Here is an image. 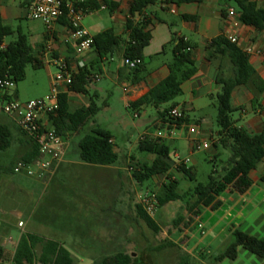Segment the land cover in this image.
<instances>
[{"label":"crops","instance_id":"crops-1","mask_svg":"<svg viewBox=\"0 0 264 264\" xmlns=\"http://www.w3.org/2000/svg\"><path fill=\"white\" fill-rule=\"evenodd\" d=\"M77 1L83 4L93 2V0ZM106 1L109 4H116V8L110 10L103 0H95V8L84 15L81 20V28L91 38L106 30H112L116 36H125L124 25L128 18L130 3L133 0ZM249 1L254 3L257 8L264 9V0ZM165 2L155 0L143 12L149 21L147 29L150 31L151 38L141 55L140 64L145 73L140 81L134 83L131 81L128 70L124 69L121 52L113 53L114 55L98 60L96 53L90 49L81 57H77L74 52L75 41L64 20L58 21L53 26L52 31L47 33L40 21L30 20L26 17L29 0H0L2 25L10 28V36L14 38L13 42L16 41L18 35L26 38L27 44L32 49L33 57L39 62V68L35 70H45L49 89L51 77L61 66L71 71L76 68L77 62L81 60L84 63V68L89 71L91 81L85 86V93L69 91L63 85L58 87L59 94L66 97L67 112L72 114L81 109H86L92 103L97 108L93 118L80 127L77 132L64 133L62 137L66 146L62 161L54 173L44 179L11 173V168L17 161L30 158L35 153V146L23 133L20 132L19 136L13 135L0 120V126L5 127L10 133V146L4 151H0V247L9 256L13 254L20 237L25 234L59 243L69 251L71 258L72 249L101 250L107 246L110 248L111 244L115 243V231L112 235L111 231H108L107 235L106 231L100 228L101 226L97 232L93 233L57 230L46 221L47 211H41L38 216L35 213L26 216L22 211H8L12 202H15L19 208L26 209L29 201L37 196L39 199L37 205L41 204L43 207L47 203L46 199L50 195H52V199H55L54 195L60 193L64 182L71 178H81L89 182L94 179L107 178L116 183L121 175V168L113 167L114 163L99 166L86 164L80 160L78 143L81 138L77 143V149L69 153L72 136L78 135L86 124L94 121L99 112L97 101L100 95L99 90L94 88L95 81L107 78L116 86V90L120 92L119 104L126 111L132 112L134 119H140L141 114H145L148 109L155 113L154 116L149 117L150 125H148L154 128V134H148V130H145L140 134L139 141L143 139L153 140L161 133L162 138L157 141L169 149V154L171 148L174 154L178 155L180 152L192 154L191 141L209 142V148L213 149L214 157L216 154L218 155V147L214 146L218 131L215 122V96L219 93V86L216 84V78L220 74L229 76L231 65L225 56L217 55L208 59L210 53L208 55L206 47L211 40L217 37L234 36L237 39L235 46L238 49L242 52L246 49L252 50L247 58L253 69V74L245 85L237 86L231 93L230 102L235 110L232 119L236 127L251 135L264 132V29L256 30L251 26L242 24L238 19L237 6L235 2L230 0H202L199 4L184 3L179 5L166 4ZM232 3L234 4L232 5ZM229 9L234 11L233 17L228 16ZM180 38L191 46L189 53L196 72L190 79L181 83V93L172 102L179 107L183 114V122L177 125L167 119L163 120L161 116L164 108L169 107L171 103L158 107L143 104L137 108H131L130 105L140 100L168 76V65L172 60V48L176 40ZM3 40L5 42V38ZM257 50L261 51V55L255 54ZM168 58L170 59L168 60ZM114 63L115 69L111 65ZM0 100L2 99L0 98ZM212 105L213 109L215 108V113L210 110ZM104 107L106 110L109 109V106L105 105ZM8 118L12 120L10 117ZM191 126L196 127V133L189 134L188 129ZM111 143L116 153L113 138H111ZM189 168L193 171L192 167ZM170 174L178 182L180 194L192 188V183L176 168L173 167L168 175ZM262 175H264V157L256 168L249 173L252 184L246 192L238 194L227 189L218 197L220 206L216 210L203 208L198 216L189 214L192 219L193 230L194 228L197 229L200 235V239L195 241L191 248L182 249L189 258L199 260L196 253L201 251L205 262L209 264H230L231 262L233 264H264V259L247 252L241 246L236 249L234 259L221 257L229 246L234 231L254 238H264V182H260ZM151 181H157V179L154 178ZM48 189L51 191L50 194L47 192ZM18 195L21 198L17 199ZM95 196V193L79 190L74 194L72 200L76 209L93 212L100 222V215L103 212L102 202L99 195ZM23 197L25 200L27 199L26 205L23 204ZM204 211L220 212L219 221L229 228L230 240L217 254L208 250L210 244H208V248L198 250L203 238L211 233V229H207L205 223L202 222ZM10 216L17 220L16 225L11 222ZM19 223L22 225L19 226ZM113 226L115 227V222ZM201 231L204 232L203 235L200 234ZM183 236H185L186 245L190 244V239L195 238L192 232H188V228H186L179 236L174 232L169 242L175 247Z\"/></svg>","mask_w":264,"mask_h":264},{"label":"trees","instance_id":"trees-1","mask_svg":"<svg viewBox=\"0 0 264 264\" xmlns=\"http://www.w3.org/2000/svg\"><path fill=\"white\" fill-rule=\"evenodd\" d=\"M166 4H199L202 0H163ZM235 2L238 9L239 21L256 30L264 29V9H259L249 0H230ZM95 0L91 4L78 2L86 13L93 10ZM110 10L116 8V4H109L103 0ZM155 0H133L130 3L128 18L125 21V36H116L112 30H106L92 38L91 49L96 53L97 59L101 60L111 56L113 53L121 52L123 60H140L142 50L150 41V31L147 29L149 21L143 15L144 10L152 5ZM11 35L9 27L3 26L0 21V39ZM191 46L183 39H177L172 48V60L168 65L169 74L158 85L152 88L140 100L132 103L131 108L148 104L158 107L163 104L171 103L164 108L161 113L162 119H167L173 124H180L183 119L170 117L169 111L175 106L173 100L181 93V83L194 76L196 70L191 59L189 49ZM208 59L214 56H225L231 65L229 76L218 75L216 84L219 86V93L215 96L216 118L218 128L214 146L221 147L229 151L228 158L222 171L213 169L208 176L206 184H194L185 193L178 192V182L169 177L168 173L173 168L174 161L170 158L169 149L158 141L143 139L139 141V149L154 156L150 163H137L132 169L134 180L142 184L154 178L164 177L166 182L162 183L161 191L156 198L158 208L176 201H184L186 211L192 216H198L201 209L209 208L214 211L220 206L218 197L225 190L229 189L238 194L246 192L252 182L249 173L256 168L264 157V132L251 135L245 130L235 126L232 119L234 109L231 106V93L237 86L245 85L253 74V69L248 62L247 55L231 44L224 37H217L206 47ZM31 65L34 69L39 68V62L33 57L32 49L27 44L26 38L18 35L15 42L7 46L6 51L0 54V77H11L15 85L22 82L25 77V68ZM124 66V65H123ZM128 74L132 82L140 81L145 70L141 64L129 69ZM122 80L121 77H119ZM91 81V76L86 68L80 69L74 75L69 91L85 93V86ZM0 98H3L0 93ZM97 108L92 103L86 109H81L72 114L67 112L66 97L59 95V109L53 124L56 133L61 137L65 132H77L86 122L91 120L96 114ZM111 134L102 129H95L91 134L84 135L78 143V154L82 162L90 165L107 166L117 161V154L113 150ZM32 142V141H31ZM35 153L23 161L32 162L38 157V147L34 142ZM10 146V133L0 126V151L6 150ZM216 154L213 158L216 159ZM177 171L183 174L189 182L194 181V173L189 167L179 165ZM260 182H264V175ZM136 213L146 226L154 233L159 232L158 225L148 217L139 205H136ZM181 218L174 222L177 226ZM231 242L224 251L222 258H235L236 249L242 247L247 252L264 259V238H254L238 231H234ZM164 246L173 247L174 245L166 241L159 248ZM39 248V254L36 249ZM137 258L117 252L113 255L103 257L98 264H139ZM0 264H74L67 249L59 243L42 239L37 236L22 235L11 256L6 254L0 247Z\"/></svg>","mask_w":264,"mask_h":264},{"label":"rangeland","instance_id":"rangeland-1","mask_svg":"<svg viewBox=\"0 0 264 264\" xmlns=\"http://www.w3.org/2000/svg\"><path fill=\"white\" fill-rule=\"evenodd\" d=\"M13 40L12 36L5 37L6 44L13 42ZM114 58L116 59V56ZM111 65L115 69V63ZM47 80L48 77L45 70H35L31 65H27L25 79L4 93L7 98H17L21 102L38 99L41 98V95L43 96L50 92ZM94 88L99 90L100 98L97 101L99 112L94 121L86 124L78 135L72 136L69 153L77 149V143L80 138L86 134H91L93 130L102 129L109 132L114 140L118 157L113 167L121 168V175L116 183L112 179L107 178L94 179L91 182L81 178H71L64 182L62 191L54 195L55 199L51 198L52 195L46 199L47 203L43 207L41 204L37 205L39 200L37 196L29 201L26 209L19 208L15 202H12L11 206L8 207V211H22L26 216L31 213H35L38 216L41 211H47L46 221L57 230L93 233L97 232L101 226L100 228L106 231L107 235L108 231H111V235L115 231V243L111 244L110 248L107 246L101 250L72 249L74 264H98L103 256H109L117 252H123L132 258H137L142 264H209L205 262L201 251L196 253L199 258V260H196L189 258L185 251L182 250L191 248L193 243L200 239L198 230L195 228L193 230L192 228V219L186 211L184 201L172 202L158 208L152 218L159 227L158 233H154L149 229L136 213L135 207L138 205L139 195L146 191L158 195L161 191L162 183L166 182L164 176L156 178L157 181L139 184L134 180L129 169L130 166L135 167L137 163H150L154 158L153 155L139 149V137L145 130H148V134H154V128L148 125H150L149 117L154 116L155 113L148 109L145 114H141L140 119H134L133 113L126 111L119 104L120 92L116 90V86L107 78L95 81ZM2 104L3 101L0 100V108ZM105 105L109 106V109L106 110ZM210 110L215 113L213 105L210 106ZM0 120L13 135H20L21 131L17 128L15 122L10 120L1 110ZM217 153L218 157L216 159L213 158V149L211 147L206 150L195 151L192 154L179 153L181 157H188L190 160L189 167H192L194 171L192 185L197 183L206 184L208 176L213 169L219 172L222 171L230 157V153L221 147L217 148ZM173 155L174 151L170 148L171 159H173ZM172 176V174L169 175L171 178ZM79 190L95 193L96 196L99 195L103 209L100 215V222H98L99 219L93 212L76 209L72 199ZM47 192L50 194V189ZM16 198H21V196L18 195ZM26 201L27 199L25 200L23 197L24 205H26ZM203 213L202 222L205 223L207 229H211V233L203 238L198 250L208 248V244H210L208 250L213 254H217L222 251L230 240L229 228L219 221L220 212L204 211ZM10 218L11 222L16 225L17 220L13 216H10ZM180 218L181 221L175 226L174 222ZM114 222L115 227L113 226ZM186 228L195 237L190 239L189 245H186V239L183 236L177 242V246L159 248L164 242L170 241L169 239L172 238L171 236L174 232L179 236ZM36 253L39 254V248L36 249ZM230 264H233V262Z\"/></svg>","mask_w":264,"mask_h":264},{"label":"built area","instance_id":"built-area-1","mask_svg":"<svg viewBox=\"0 0 264 264\" xmlns=\"http://www.w3.org/2000/svg\"><path fill=\"white\" fill-rule=\"evenodd\" d=\"M86 14V11L78 5L77 0H29L26 8V17L30 20L40 21L47 33L52 31L58 21L64 20L75 41L74 52L77 57H81L89 51L92 45V38L81 28V20ZM227 14L229 17H233L234 11L229 9ZM224 38L231 44L237 43L234 36H224ZM7 46L4 40L0 39V54L6 51ZM244 53L248 55L252 53V50L246 49ZM255 54L261 55V51L257 50ZM122 63L132 69L140 64V60H123ZM82 68H84V63L81 60L71 71L61 66L51 77L50 92L46 96L22 102L17 98H7L4 92L13 88L15 83L11 77H0V90L3 95L1 112L10 117L19 130L38 147V157L34 161H17L13 165L11 168L13 175L44 179L51 176L61 163L66 144L63 137L56 133L53 124V119L56 118L59 109L58 87L63 85L68 88L74 75ZM169 115L174 119L183 118V114L177 106L170 109ZM188 132L189 134L196 133V127L191 126ZM161 138L162 134L159 133L153 138V141ZM208 148L207 142L191 141V153ZM173 161V167L176 169L179 165L189 167L190 163L188 157L183 158L178 154L173 155ZM129 169L132 172V169ZM138 205L148 217L153 218L158 210L156 194L150 191L143 192L138 197ZM21 225L19 223V226ZM200 234L203 235L204 232L201 231Z\"/></svg>","mask_w":264,"mask_h":264},{"label":"water","instance_id":"water-1","mask_svg":"<svg viewBox=\"0 0 264 264\" xmlns=\"http://www.w3.org/2000/svg\"><path fill=\"white\" fill-rule=\"evenodd\" d=\"M140 264H142V263H140Z\"/></svg>","mask_w":264,"mask_h":264}]
</instances>
